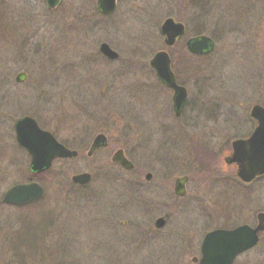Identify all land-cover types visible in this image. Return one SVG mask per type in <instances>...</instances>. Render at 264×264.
Returning a JSON list of instances; mask_svg holds the SVG:
<instances>
[{
	"label": "rangeland",
	"instance_id": "rangeland-1",
	"mask_svg": "<svg viewBox=\"0 0 264 264\" xmlns=\"http://www.w3.org/2000/svg\"><path fill=\"white\" fill-rule=\"evenodd\" d=\"M71 1L82 3L81 9L77 6L82 21L77 23L81 26V35L88 34L93 39L89 7L92 0H65L66 3ZM126 2V7L131 4ZM143 3L141 12L147 6V11L152 10L151 14L142 12L139 23L128 17L118 20L117 14L109 32L110 46L131 62L129 67L132 69L120 71L114 68L108 73V69H98L93 64V54L78 47L74 38L67 41L61 24L62 20L67 26L74 24L69 16L65 20L60 11L48 12L45 0H0L2 55L10 46L7 28L12 19L26 18L27 12L34 14L33 69L30 78L25 80L34 84V104L31 106L48 124L47 129L62 142L72 145L74 141L81 142V145H74L77 147L89 144L96 133L94 128L102 119L109 122L103 128L109 135L106 149L90 158L82 152L75 161L52 164L51 180L45 182L46 199L41 207L46 206L59 217L52 220L42 234L46 237L44 244L39 243L41 239L37 233L36 237L33 234V215L30 217L28 211L1 201L3 193L22 177V173L12 171V166L17 164L22 169L26 163L16 157L12 162L0 161V264H112L104 256L107 251L95 249L99 254L91 260L86 257V253L91 252L90 247L86 248L82 243L80 246L69 244L73 242L70 234L76 237L81 231L80 220L70 223L66 219L68 215L86 216L89 221L95 218L100 228L107 227L111 219L116 226L121 221L125 225L127 221L125 228L130 233L129 241L150 243L139 251L140 255H131L127 264L191 263V258L198 255L207 231L242 223L253 225L256 213L264 211V176L245 185L235 176V168L223 161L231 150V141L247 136L253 129L254 121L249 117L251 106L264 104V0H188L185 3L181 0H146ZM124 6L125 2L120 6L121 14L126 13ZM173 7L178 12L174 13V19L215 41L214 52L209 57L200 63L194 61L195 73L187 82L192 94V111L187 124L184 120L176 122L171 115L164 119L162 110L155 120L148 114L142 94L131 96L130 93L131 88L140 84L147 90L155 87L156 79L148 62L162 46L159 26ZM87 28L89 31L85 32ZM11 60L3 62L0 81H14L17 73ZM122 64L119 60L114 67ZM76 65L81 68V85L75 78ZM23 66H27L26 63ZM24 87L15 89L23 92ZM78 103L89 108L88 117L81 121L87 124L85 128L72 111ZM66 104L70 105L71 112L65 109ZM12 105L7 104V107ZM12 124L8 117L0 122V145L3 141L5 145L14 144ZM119 147L133 162L131 171L111 163L110 156ZM80 172L93 175L90 188L70 191L66 186L64 190L60 189L59 184L63 181L71 184V175ZM145 172L152 174V184L159 180L172 181L186 173L191 175L187 196L174 204L168 225L159 232H155L153 222L166 211H160L162 207L158 201L172 202V184L166 185V191L162 187V192L152 196L154 201L144 202L145 192L138 185L144 184ZM111 192L114 202L112 209H108L107 199ZM87 197L90 200L85 201ZM209 214L215 221L205 227L202 219ZM184 236L192 239L188 247L183 243L179 245ZM130 251L131 254L138 252ZM237 262L264 264V233L254 248L238 256Z\"/></svg>",
	"mask_w": 264,
	"mask_h": 264
},
{
	"label": "flooded vegetation",
	"instance_id": "flooded-vegetation-1",
	"mask_svg": "<svg viewBox=\"0 0 264 264\" xmlns=\"http://www.w3.org/2000/svg\"><path fill=\"white\" fill-rule=\"evenodd\" d=\"M126 1L131 2V4L127 5L126 7ZM144 1L146 0H116L115 1V7L113 10L111 11H104V9L101 8L99 0H92L91 2V6L90 7V16H91V20L90 21V25H92L91 27V31L92 33V37H94L93 39H90V36L87 35H81V26L79 27V24L77 23L79 20L82 21V19H80L82 17V14L80 12L79 14V10L78 7L82 6V3H78V2H74L71 1L69 3H66L65 0H60L58 6L56 8L53 9H48L46 2H45V6L48 12H58L61 13V17L65 20L69 19L75 21L74 24H71L69 26H67V24L62 20V29L63 32L66 36V39L68 42H70L73 38L74 41L76 43V45L78 47H80L81 49H84L85 51L92 53L93 57H95V61L93 62V64H96V66L100 68H106L108 69V73H112L114 68H118V70L120 71H128L131 70L132 68L129 67V64L131 62L127 61L126 59H124L123 56H121L119 54L118 51H116L115 49H113L110 46V29L113 27L114 22H115V16L118 14V20H122L123 17H128L131 18L130 21H140L142 19V12L147 13V15L152 13V10L147 11L146 7L145 10L143 9V11L141 12L140 7H144ZM183 3H185V1L187 2L188 0H181ZM123 2H125V6L124 8L126 9V13L125 14H121L120 13V6L123 4ZM138 2V3H137ZM142 3V4H141ZM63 5V7L61 6ZM78 6V7H77ZM30 10H32L33 8L29 7ZM172 12H170L169 14L166 15V17L164 19H162V22L160 23L159 26V35L162 38V46L159 50L157 51H165L168 55L169 58V65H170V72L172 73V78L174 80V83L179 86L182 87L185 90V97L182 100L181 104L179 106H176L174 103V89L169 86L164 80H162L161 78H159L156 74V72L153 70L152 67H150L151 73L155 76L156 79V83H155V87L152 88L151 90H147L146 87H144L143 85H139L136 88H131L130 89V93L132 92L131 96H135L136 94H142L143 99L145 100V105H146V110H148V114L151 116H153V118L155 120H157V117L159 115V112H163V117L164 119H168L170 117V115L172 116V119L175 120L176 122L178 121H183L186 122L185 124L188 123L189 121V115L190 112L192 111V99H190V97L192 96V94L190 93V90L187 86V82L190 81L191 79H193V74L195 73V68H194V60L193 57H195L193 54L189 53L187 48H186V43L187 40L189 38H194V37H198L200 35H202V33L200 32H196V31H192L190 29L187 28V25H185L182 21H180L179 19L176 20L173 18L174 13H177V8L173 7L171 8ZM24 10H26V8H24ZM62 10V11H61ZM69 10V11H68ZM185 10V9H183ZM157 12H160L159 9L155 10ZM154 11V13H155ZM30 13V14H29ZM79 16V17H78ZM176 16V15H175ZM171 18L174 22H178L181 23L184 26V32L182 34V36H179L175 39L174 43L172 45H167L165 43V35L162 33L161 30V26L164 20ZM179 18V17H177ZM86 19V18H85ZM34 14L31 12H27V17L26 18H22V19H18V17L14 20L12 19V23H9V28H7V32H8V39L10 38V43H9V49L6 50V52L2 55V51H0V69L3 68V62L8 61L9 59H12V63H14V67H15V72L17 73L14 76V81L10 82V81H0V122L4 121L6 119V117H8V121H13L12 124V132H13V142L14 144L8 143L9 145H5L6 142L0 145V161H4L6 162V160L8 162H12V158L16 157V159H20V161H24L26 163V167H23L21 169L20 166H18L17 164H14L12 166V171L16 174H21L22 173V177H20V179L18 178V180L16 181H22L21 183H29V182H33V181H38V183L42 186L43 188V195L42 197L35 202H32L30 204H28L27 207V211H28V215L31 217V214L34 217L33 220V228H34V232L33 234H35L36 237V233L37 235H39V239L40 242L39 243H45V236L42 235L45 233V231L48 229V226L50 225V223L52 222V220H56L57 217L54 215V212H52L50 209H47L46 206H44V208H42L41 206L43 205V202L46 199V190H45V182L50 181V168L40 171V172H34L31 170V160L32 157L30 155V153L28 152V150L20 145H18L16 143L15 140V128L14 125L17 121L23 119V118H31L33 119L37 126L44 131H48L50 133H52L51 131H49L47 129L48 124L38 115H36L34 112V108L33 106H31V103L34 104V96H35V92L33 91L34 88V84L33 82H28L25 79H29L30 78V72L33 69V51L34 49H32L31 47L33 46V44L31 43V40L33 39V36L36 35V29L34 28ZM139 23V22H138ZM88 27V24H87ZM85 32H88L89 29H85ZM209 36V35H208ZM211 37V36H210ZM212 38V37H211ZM0 39H3V35L0 34ZM131 39V38H130ZM134 40V39H133ZM212 40L214 41V39L212 38ZM5 41V40H4ZM85 42V44L83 43ZM215 42V41H214ZM102 44H106L113 52H115L117 54L116 58H109L106 55L103 54V52L101 51L100 47ZM97 45V46H96ZM176 47V52L173 53L174 49ZM96 49V51H95ZM215 47L213 48V50H211L209 53H206L202 56H198V57H202L203 59H206L207 57H209V55H211L214 52ZM156 51V52H157ZM9 54V56H8ZM120 56V57H119ZM127 56V55H126ZM125 56V57H126ZM177 57V58H175ZM119 60H121L123 62L122 65L119 66H115L114 67V63L118 62ZM129 60V59H128ZM26 63L27 66H23V64ZM179 63V64H178ZM78 67V69H76L77 74L75 76V78H77V80H79L77 83L78 84H82L81 83V79H82V75H81V68L79 65H76ZM94 66V65H93ZM96 67V68H97ZM91 68V67H90ZM143 69H146V65H143L142 67ZM72 69L74 70L75 68L72 66ZM202 70H206L204 67L201 68ZM72 70V71H73ZM136 70V69H135ZM196 70H199V67L196 68ZM97 73V72H96ZM98 74V73H97ZM96 74V75H97ZM81 76V77H80ZM207 77V76H206ZM94 82V81H93ZM96 82V81H95ZM77 84V85H78ZM88 84V83H87ZM143 84V83H142ZM90 86L92 85L89 84ZM18 86H26L23 88V92H19L17 91L18 89H15V87ZM209 87V86H208ZM208 89V88H207ZM40 93H42L40 91ZM99 96V95H98ZM130 97V95H128ZM24 100H28L27 102L23 103ZM163 103V104H162ZM7 104H13L12 106H10V108L7 107ZM258 104V103H256ZM67 105V104H66ZM164 105V106H163ZM255 105V104H253ZM253 105L251 106V108L253 107ZM264 106V104H261ZM70 105H67L66 108L64 106L65 109H67L68 112H71L69 110ZM76 109L72 110L74 111L73 113L76 115V118L79 119V123H81V127H87V124H84L85 117H88L87 115H89L87 112L89 111V108H86L85 106H81L80 103H78V105L76 104ZM84 107V108H83ZM251 108L249 110V117L252 121H254V126L253 129L256 126V121L251 117L250 115V111ZM2 110L8 114H5L2 112ZM64 111V109H63ZM65 112V111H64ZM87 114H86V113ZM65 116V115H64ZM109 119V118H108ZM77 121V119H75ZM109 124L108 120L102 119L100 122V125L95 129V135L93 136V138L91 139V141L89 142L88 145H83V146H77L74 147V145H81V142L78 141H74L72 142L74 145L66 143V142H62L60 141L56 134L52 133V135L58 140V142H60L62 145H64L66 148H68L71 151L76 152V154L74 156H70V157H66V158H56L55 161H75V159H77L78 157H80V155H82V152H85L86 156L88 158H90L91 156H93L95 153L104 150L108 147L109 144V135L106 132V130H104L103 128L107 127ZM165 125V129L166 128V123ZM184 124H182L183 126ZM80 127L79 130H81L82 128ZM102 129V130H101ZM253 129L251 130V132L244 137H239V138H247L253 131ZM102 134L105 137V141L104 144H102L100 147H98L91 155L88 154L90 145L93 141V139L99 135ZM237 139V138H236ZM234 140V139H233ZM232 140V141H233ZM231 141V143H232ZM231 143H230V148H231ZM121 149L123 151L124 156L132 163V167L131 168H125L122 165H120L119 163H116L114 161H112V155L116 150ZM116 150H114L110 156V161L111 163L119 166L120 168H123L124 170H128L131 171L134 168V164L133 162L130 160V157L128 155V153L121 147L117 148ZM230 152L225 155L223 157V161L225 162L226 165H231L232 167H234V171H235V176L236 175V170L237 167L235 165V163L233 162H228L227 161V157L230 155ZM191 161V160H190ZM21 162V163H22ZM80 173H84V172H80ZM80 173H75L76 174H80ZM89 173V172H88ZM90 174V180L87 184H78V183H74L71 182V184H66L63 179L61 181H63L62 184H59V186H61V190H64L66 188V186H68V190H74V191H78V190H85L90 188V183L92 182L93 175L91 173ZM147 175H149V177H147ZM190 174H182V175H178L177 177H175L172 181H158L157 183L154 182V184L150 183L152 180V174L150 172H145L144 173V178L143 181L144 184H139V189L144 193V195L142 196L144 202H146L148 199L150 201H154V199H152V196L156 197V193L158 191L162 192V187H165V191L167 186L169 184L170 188L172 190V195L173 198L171 199L172 202H162L161 200L158 201V204L160 205V207H162V209L160 210L162 211H166L165 213H161L153 222V227L155 229V232H159L162 231V229L168 225L169 223V217L171 215V209L173 208L174 204H176L178 201H180L181 199L185 198L187 196L188 193V182L190 180ZM263 175L257 176L255 177L251 182L247 183L248 185H250L251 183L259 180L261 177H263ZM179 178H185L184 180V194L183 195H178L175 191V185H176V181ZM238 179V177H237ZM70 181H72L71 178H69ZM240 182L241 180L238 179ZM218 181V180H217ZM223 181H228V180H223ZM104 182V181H101ZM242 183V182H241ZM105 185V183H103ZM109 185V187L111 186L110 184H106ZM142 185V186H141ZM155 185V186H154ZM63 187V188H62ZM169 188V190H170ZM112 193V192H111ZM109 199L108 200V205H106V207L108 209H112L113 207V193L109 195ZM166 197H169L166 194ZM90 200L89 197L85 198V201ZM141 202H143L141 200ZM92 203H94V200H92ZM144 204V203H143ZM146 207V205H143V207ZM24 208V207H23ZM168 208V209H167ZM164 209V210H163ZM63 211H60V214H62ZM75 213V212H74ZM108 213V212H107ZM79 216L76 217V215H68V217L66 218L70 223H78L80 224V228H79V234L76 237L74 234H70L72 241L73 242H69V244H73V245H81V243L84 245V247H90L91 252L88 254L86 253V257H90V259H94L95 256H98V252L95 251L96 250H104L105 252L107 251V253L104 254V256H106L111 262L112 264H127L130 256L131 255H140L141 250L146 249L147 246H149L150 243H144V242H131L129 241L130 239V233L128 231V229L125 228V225H127V221L125 225L124 222H119L117 224V226L114 224L115 221H113L112 219L109 220V225L107 227H103L100 226L98 227V220H96L95 218L93 220H87L86 216ZM212 215H208L206 218L202 219L204 221V225H206L205 227H210L209 225L215 221L213 220ZM86 218V219H85ZM159 218H163V225L161 227H156L155 226V222L157 219ZM78 219V220H77ZM110 219V218H109ZM217 228H225L224 226H220V227H216L214 229ZM213 230V229H211ZM40 233V234H38ZM175 234V233H174ZM261 234V233H260ZM259 234V237H260ZM177 235V234H175ZM81 236V237H80ZM75 237V238H74ZM101 240V241H99ZM192 240V239H191ZM191 240L189 239V237L184 236L180 239V243H183V245L185 247H188L189 243H191ZM260 240V238H259ZM75 241H77V243H75ZM202 241V240H201ZM36 243V242H35ZM132 243V244H131ZM182 245V244H181ZM200 246L201 243L199 245V250H198V255L197 256H193L191 258V263H183V264H198L199 262V258H200ZM133 247V248H131ZM85 248V249H86ZM254 248V247H253ZM138 250L137 253H132L130 250ZM251 250V249H250ZM248 250V251H250ZM246 251V252H248ZM245 253V252H244ZM243 254V253H242ZM241 255V254H240ZM238 255V256H240ZM238 256L234 259L232 264H239L237 262V258Z\"/></svg>",
	"mask_w": 264,
	"mask_h": 264
},
{
	"label": "water",
	"instance_id": "water-1",
	"mask_svg": "<svg viewBox=\"0 0 264 264\" xmlns=\"http://www.w3.org/2000/svg\"><path fill=\"white\" fill-rule=\"evenodd\" d=\"M45 1L48 9L55 8L60 2V0ZM115 1L99 0V3L104 11H111L115 7ZM161 30L165 35V43L172 45L175 39L183 34L184 26L168 18L163 21ZM186 46L189 52L197 55L207 53L213 48L211 39L207 36L190 38ZM100 49L109 58L117 57V54L106 44H102ZM150 66L159 78L174 89V103L179 106L185 97V90L174 83L167 53L165 51L156 52L150 60ZM250 114L257 121V126L248 138L232 141V152L226 158L228 162L236 164V174L243 182H250L264 173V107L254 105ZM15 133L17 143L26 148L32 157L31 170L34 172L48 168L56 157H70L76 154L60 144L50 132L41 130L31 118L17 121ZM104 141V135H97L90 145L88 154L91 155L104 144ZM112 161L125 168L132 167V163L124 156L121 149L113 153ZM89 180L90 174L88 173L72 176V181L78 184H86ZM184 180L185 178H179L176 181L175 191L178 195L184 194ZM42 193L41 186L36 182L17 184L6 191L3 202L26 205L38 200ZM256 220L255 227L242 224L232 229H215L208 232L201 244L199 264H232L237 254L257 243V233L264 230V212L257 213ZM162 225L163 218L157 219L155 226L159 228Z\"/></svg>",
	"mask_w": 264,
	"mask_h": 264
},
{
	"label": "trees",
	"instance_id": "trees-1",
	"mask_svg": "<svg viewBox=\"0 0 264 264\" xmlns=\"http://www.w3.org/2000/svg\"><path fill=\"white\" fill-rule=\"evenodd\" d=\"M193 60H194V61H197L198 63H200V61L203 60V58H202V57H196V56H195V57H193ZM27 207H28V206H27ZM27 207H25V208H23V209L26 210Z\"/></svg>",
	"mask_w": 264,
	"mask_h": 264
}]
</instances>
